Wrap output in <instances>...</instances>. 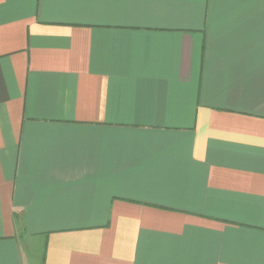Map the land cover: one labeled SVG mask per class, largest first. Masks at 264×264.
Segmentation results:
<instances>
[{"label":"crops","instance_id":"1","mask_svg":"<svg viewBox=\"0 0 264 264\" xmlns=\"http://www.w3.org/2000/svg\"><path fill=\"white\" fill-rule=\"evenodd\" d=\"M0 264H264V0H0Z\"/></svg>","mask_w":264,"mask_h":264}]
</instances>
